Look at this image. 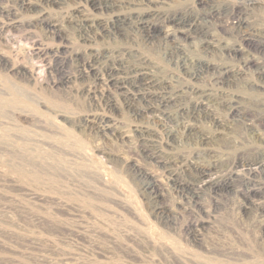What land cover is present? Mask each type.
<instances>
[{
	"label": "rangeland",
	"instance_id": "374dc122",
	"mask_svg": "<svg viewBox=\"0 0 264 264\" xmlns=\"http://www.w3.org/2000/svg\"><path fill=\"white\" fill-rule=\"evenodd\" d=\"M239 1L147 0L150 8L199 19L209 7H219L228 28L239 19L229 17L232 9L240 6L247 13L241 15V30L254 39L255 52L243 46L239 60L198 38L187 46L185 71L174 69L158 47H148L149 66L160 81L215 89L211 111L185 114L181 125L166 122L157 112L138 114L136 102L104 85L98 95H87L84 86L92 80L78 78L76 59L86 54L65 14H45L58 25L59 33L52 35L37 23L33 4L0 0V264H264V174L231 179L228 191L204 193L193 204L173 191L158 163L168 161L176 169L181 154L195 151L200 156L196 166L184 170L187 180L213 164L226 169L234 154L245 162L259 157L264 163V79L257 69L242 65L247 58L264 64V1ZM213 31L224 37L219 29ZM228 37L226 46L241 39ZM34 46L45 54L32 56ZM12 67L25 74L16 75ZM199 67L203 74L188 80V73ZM65 76L71 77L68 83ZM10 89L21 98L17 103L8 102ZM234 97L254 118L232 123L224 116V103ZM139 128L146 129L147 141ZM155 151L160 157L151 156ZM132 165L154 174L167 188L149 194ZM244 182L250 184L252 200L244 196Z\"/></svg>",
	"mask_w": 264,
	"mask_h": 264
},
{
	"label": "bare ground",
	"instance_id": "6f19581e",
	"mask_svg": "<svg viewBox=\"0 0 264 264\" xmlns=\"http://www.w3.org/2000/svg\"><path fill=\"white\" fill-rule=\"evenodd\" d=\"M160 1L163 2L164 0H160ZM243 1H248L250 3H256L257 1H259V2L261 1V3H262V1H264V0H241V2L239 1V3H242ZM20 3H21V5L33 4V5H31L33 7L32 11L35 9L33 12L36 13L37 23L39 25H41L44 29H46L48 32L52 33V35H57L58 25L52 21H49L45 17V14L48 13L49 10L59 11L60 13L62 12L65 14V18H66L67 23H69V25L76 31V33L79 36V39H80L79 41H80V43L84 49V50H82V52L84 51L86 54V58L81 60L79 57L78 58L76 57V59L78 60V65H77L78 78L83 79L85 82L88 79L92 80V82L86 83L84 86V92L87 95H96L97 92L99 93V86L100 85L107 86V87L111 88L113 92L120 93L121 95L125 96V98L127 100H129L130 103L136 102L139 105V107H137V109H136V112L138 114H140V113L142 114V112H145V113H148V112L149 113H156L157 112L158 114L162 115V118L166 122L172 123V124L180 123L182 125L183 123H185V119H184L186 117L185 114L190 113V115L192 114V116H193L194 111H199V112L204 111L206 113H209V111H211L209 102H210V99L213 95L212 91H214L215 89L212 90L211 89L212 87L211 88L210 87H201L200 85L198 86L197 84L195 85L194 83H191V82L189 83V81L188 82L185 81L184 83H178L175 80L173 81V80H165V79H162V81H160L159 78H157L153 74L154 71L152 72L151 66H149L152 63L149 64L148 59H149V56L151 57L152 53H150L148 47L154 46L155 49L158 47L159 50H162L161 53L163 54V57L167 58L166 60H168V62L173 66V68L174 69L179 68L180 70L181 69L185 70L187 67V64H186L187 54H188V53H186L187 46L190 43H193L194 40H196L198 38L201 39L203 41V43H206L207 45L217 44L222 50H224L229 55V57L233 56L237 60H239V57H238L239 54H241L242 51L243 52L245 51V50H243V48H244L243 46H246V47H248L249 50H253L255 52V49L253 48V40L254 39L252 40L250 38L251 36L248 37V35L242 34V30H241V27H242L241 26V24H242L241 17L242 16L241 15L243 12H242L240 6L232 9L229 17H233V18L237 17L239 19L237 22L235 21L236 22L235 24H233L230 28H228L227 24L224 23L225 21L223 22L219 18V16L221 15V9L219 7L218 8L217 7H209V8H211L210 11L208 13L206 12V14L204 16L202 15L203 17H201L199 19L196 16L195 17L192 16L193 14L192 15H190V14L188 15V13L179 14L176 11L175 12L171 11L172 13H166L165 11L164 12L161 11L160 8L159 9L150 8V7H148L147 0H115V1L114 0H21ZM154 4H156V3H154ZM240 5H242V4H240ZM224 9H225V7H224ZM245 9L247 10V7ZM245 13H243V14H245ZM31 14H33V13H31ZM224 16H226V15H224ZM229 25H231V24H229ZM215 28L219 29L222 32V34H224L223 36L225 38H226V36H229V37L241 36V39L237 38L238 40H236L234 44H232L231 46H226L225 43L227 41L225 42L224 37L219 38L216 35H214L213 30ZM101 39L104 42L103 44L100 43ZM249 50L247 52H249L251 54V52ZM32 52L33 53L31 55L37 56V57L45 54V53L42 54V52H40L38 50V48H36V47ZM74 53H75V51H74ZM35 60H36V58H35ZM250 60H251V58L244 59L242 61V65L244 67L247 66L248 68L253 67V68L257 69V71L259 73V77L264 79V64L255 65V64L251 63ZM190 61H192V60L190 59ZM55 62H56V60H55ZM45 63H46V61H45ZM57 63H58V60H57ZM162 63H163V61H162ZM188 64H190V62ZM39 65H40V63H39ZM165 66H167V65H165ZM7 68H8V66H7ZM35 68H36V66H35ZM200 68L201 67H199V69L193 70L192 72H189L188 73V80H192V79L194 80L195 77L199 76L200 74H203V73H201L202 70H200ZM170 69L171 68H169V70ZM215 69H216V67H215ZM223 69H224V67H223ZM223 69H222V71H223ZM10 70H12L16 75H17V71H19L20 74H22V73L25 74V72H21V70H17V68H15V67H12ZM32 70L33 69H31L29 71H31V73H32ZM156 71H158V70H156ZM156 71H155V74H157ZM218 72H220V71H218ZM171 75H173V74H171ZM70 79H71V77L65 76L63 79V82L68 83L70 81ZM261 86H262V84H261ZM261 86H260V88H261ZM250 87H252V85ZM14 89H10L11 98L8 101L10 103H17V98H19L18 97L19 95H17V91ZM238 92L240 93V91H238ZM214 93H215V91H214ZM117 96H118V94H117ZM109 97H111V96H109ZM1 98H3V97H1ZM19 99L21 100V98H19ZM114 99L116 100L115 97H114ZM215 105H216V103H215ZM128 106L130 107V105H128ZM244 108H247V107H244ZM224 112H225L224 116L226 115L228 118H230L232 123H240L241 121H247V120L250 121L251 120L250 117H251L252 113L249 114V112H247L246 109H243L241 107L239 100L236 99L235 97L226 100V102L224 103ZM137 113H135V114H137ZM184 115H185V117H184ZM152 116H153V114H152ZM159 117H161V116H159ZM102 119H103V117H102ZM222 119H224V118H222ZM219 120L220 119L218 117L214 116V121L216 123L220 122ZM197 121H198V119H197ZM102 122H104V123L108 122V119L107 120L103 119ZM187 124L189 125V123H187ZM231 126H232V124H231ZM188 127L190 128L191 126H188ZM245 127L248 128V125H245ZM137 131L139 132V134L141 133V137L140 136L139 137L142 139V141L143 142L147 141L148 135H147V137L144 135V131H146V129L139 128ZM148 131H150V130H148ZM106 132H108V131H106ZM138 132H137V134H138ZM150 132H148V134ZM133 135H135V134L133 133ZM181 138H183V137H181ZM261 138H259V139H261ZM262 144H264V143H262ZM190 152H188V153L184 152L183 154H181L182 160H181L179 165L177 163L178 166L176 167V169H174V165H173V167H171V165L169 166L166 163L168 161L163 162L164 161L163 160V161L158 162V163H160V165L162 167H164L166 169V172L168 175V181L171 185L170 187H172L173 191L180 197V199H183V201L185 200V202L187 201V202H191L194 204V203H197V201L200 199L201 195H203L204 193L216 194L219 192L228 191L229 189H231V184H232L231 181L235 178H239L240 176H242V177L246 176V175L253 176V175H257L259 173L264 174V163L261 161V159L259 157H258L259 160H257V161L255 158V162H253V161L252 162H245L241 159L239 160L237 157L234 156L235 155L234 154V155H232L233 157H231L232 159L230 158L231 160H230L229 164L227 165L226 169L224 168L222 170V168H220L216 164H213L210 167L209 165L212 163H210V164L208 163L209 167L199 169L198 177L195 180H194V178L192 180H187L182 176L183 173H185L184 170L188 167L196 166V163H195L196 158H197V156H200L195 151H193V152L190 151ZM225 152H226V150H225ZM234 152H236V151H234ZM227 153L229 154V152H227ZM151 154L152 153H150V155ZM153 154L154 155H151L152 157H154V156L160 157L159 156L160 153L157 151H155ZM209 156H211V155H209ZM215 159L217 160V158H215ZM132 167H133V173L136 176L142 178L141 180H143V182H144V187L147 190V192H149V194L154 193L156 191H163L165 188H167L166 186L162 185L161 182H159V179H156L153 176L154 174L151 175L149 172L142 170V169H140L134 165H132ZM255 179H256V177H255ZM240 186L243 188L244 191H246V193L244 194L245 198L247 200H252V197H254V194L250 188L249 182H244ZM213 194H212V196H213ZM225 194H227V193H225ZM145 195H146V193H145ZM262 201L263 200H261L260 202L262 203ZM257 202H255V203H257ZM259 203H257V204L259 205ZM189 206H191V205H189ZM189 211H190V209H189ZM200 211H202V210H200ZM201 218H203V217H201ZM202 220H205V218ZM194 223H196V222H194ZM196 229H195V231H196ZM191 233H193V232H191Z\"/></svg>",
	"mask_w": 264,
	"mask_h": 264
}]
</instances>
